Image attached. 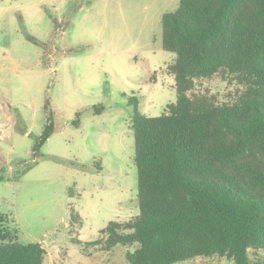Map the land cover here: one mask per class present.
Wrapping results in <instances>:
<instances>
[{"label": "rangeland", "instance_id": "374dc122", "mask_svg": "<svg viewBox=\"0 0 264 264\" xmlns=\"http://www.w3.org/2000/svg\"><path fill=\"white\" fill-rule=\"evenodd\" d=\"M180 0H0V214L44 264H130L102 231L140 214L135 104L159 117L177 101L162 17ZM197 91H236L214 77ZM136 102V103H135ZM55 132L34 155L47 125ZM102 107L100 113L96 109ZM82 223L72 227L71 209ZM76 241V243H75ZM78 241V243H77ZM256 264L264 253L250 250ZM176 264H234L200 257Z\"/></svg>", "mask_w": 264, "mask_h": 264}, {"label": "trees", "instance_id": "16d2710c", "mask_svg": "<svg viewBox=\"0 0 264 264\" xmlns=\"http://www.w3.org/2000/svg\"><path fill=\"white\" fill-rule=\"evenodd\" d=\"M162 30L163 49L176 55L177 101L159 117L135 104L140 214L111 222L91 245L135 246L130 264L213 256L252 264L250 250L264 253V0H180ZM214 77L236 91H197V81ZM49 105L35 156L55 132ZM70 209L71 226L81 225ZM9 221L0 214V264H44L46 249L19 243Z\"/></svg>", "mask_w": 264, "mask_h": 264}]
</instances>
